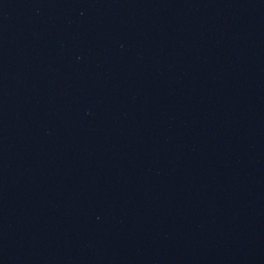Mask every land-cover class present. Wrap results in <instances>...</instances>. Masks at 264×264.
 I'll return each mask as SVG.
<instances>
[{
    "label": "water",
    "instance_id": "water-1",
    "mask_svg": "<svg viewBox=\"0 0 264 264\" xmlns=\"http://www.w3.org/2000/svg\"><path fill=\"white\" fill-rule=\"evenodd\" d=\"M0 264H264V0H0Z\"/></svg>",
    "mask_w": 264,
    "mask_h": 264
}]
</instances>
